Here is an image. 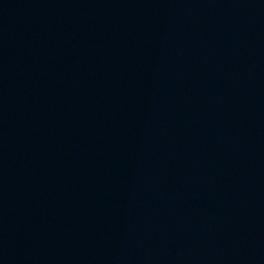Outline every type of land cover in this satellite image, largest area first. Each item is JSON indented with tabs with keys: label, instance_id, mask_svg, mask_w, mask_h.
<instances>
[{
	"label": "water",
	"instance_id": "95a60500",
	"mask_svg": "<svg viewBox=\"0 0 264 264\" xmlns=\"http://www.w3.org/2000/svg\"><path fill=\"white\" fill-rule=\"evenodd\" d=\"M0 264H264V0H0Z\"/></svg>",
	"mask_w": 264,
	"mask_h": 264
}]
</instances>
